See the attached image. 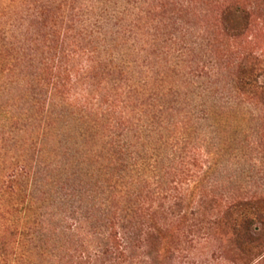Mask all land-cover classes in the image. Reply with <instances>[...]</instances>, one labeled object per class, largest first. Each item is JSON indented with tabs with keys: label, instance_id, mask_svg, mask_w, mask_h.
<instances>
[{
	"label": "rangeland",
	"instance_id": "1",
	"mask_svg": "<svg viewBox=\"0 0 264 264\" xmlns=\"http://www.w3.org/2000/svg\"><path fill=\"white\" fill-rule=\"evenodd\" d=\"M249 52L264 0H0V264H264Z\"/></svg>",
	"mask_w": 264,
	"mask_h": 264
},
{
	"label": "trees",
	"instance_id": "2",
	"mask_svg": "<svg viewBox=\"0 0 264 264\" xmlns=\"http://www.w3.org/2000/svg\"><path fill=\"white\" fill-rule=\"evenodd\" d=\"M227 10L223 12L224 15L227 13L246 19L247 11L243 10L238 5H230L226 8ZM225 24L227 25V19H225ZM231 30H236L234 26L227 25ZM96 66L93 65V60H86L84 64L79 66V73L82 72H93ZM70 74H67L66 81L69 85H74L75 75H71V80L69 79ZM73 81V82H72ZM237 85L239 93L248 96L249 98H257V100L262 99L264 96V64L263 60L259 55L254 53H246L239 60L237 64ZM72 87V86H71ZM83 99V100H82ZM81 100L84 101V104H88V98L83 97ZM80 100V101H81ZM263 223V217L260 214L256 215H243L239 218H236L233 222V227L236 235H239L243 239L247 240L249 243H253L260 240V231H258L257 223Z\"/></svg>",
	"mask_w": 264,
	"mask_h": 264
}]
</instances>
